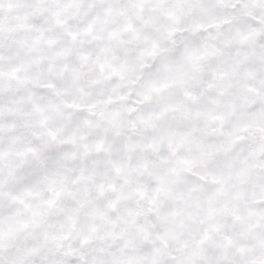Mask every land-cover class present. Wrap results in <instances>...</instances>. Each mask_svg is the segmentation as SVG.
Listing matches in <instances>:
<instances>
[{
    "label": "snow or ice",
    "instance_id": "snow-or-ice-1",
    "mask_svg": "<svg viewBox=\"0 0 264 264\" xmlns=\"http://www.w3.org/2000/svg\"><path fill=\"white\" fill-rule=\"evenodd\" d=\"M0 264H264V0H0Z\"/></svg>",
    "mask_w": 264,
    "mask_h": 264
}]
</instances>
